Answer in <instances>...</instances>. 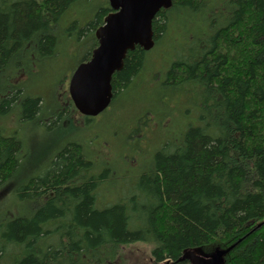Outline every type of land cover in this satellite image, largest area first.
Here are the masks:
<instances>
[{"label":"trees","instance_id":"16d2710c","mask_svg":"<svg viewBox=\"0 0 264 264\" xmlns=\"http://www.w3.org/2000/svg\"><path fill=\"white\" fill-rule=\"evenodd\" d=\"M82 1L92 0H0V119L10 129H0V186L22 156L19 127L41 110L40 95L15 79L32 61L57 54L58 24ZM109 11L107 2L79 29L91 44L84 58ZM152 30L153 48L128 51L111 78L114 98L146 71L150 80L141 75L134 84L140 90L148 92L160 77L186 92L176 107V140L162 136L146 170L134 172L147 176L139 189L150 205L139 214L123 201L100 207L111 177L103 186L88 152L69 143L47 161L44 175L17 190L43 204L0 228V264H177L184 250L231 244L227 264H264V0H172ZM142 106L133 122L149 111ZM129 151L143 157L137 148ZM61 219L67 227L58 232ZM133 244L149 246L136 263L126 250Z\"/></svg>","mask_w":264,"mask_h":264},{"label":"rangeland","instance_id":"374dc122","mask_svg":"<svg viewBox=\"0 0 264 264\" xmlns=\"http://www.w3.org/2000/svg\"><path fill=\"white\" fill-rule=\"evenodd\" d=\"M106 4V0L72 4L65 10V16L58 24L60 41L57 54L49 60L44 58L32 61L24 73L19 69L21 75L15 79L16 84L31 94L40 95L41 110L36 118L23 121L19 127L17 135L22 141V156L12 177L0 186L1 231L4 230V224L13 217L29 218L33 210L31 207L42 206V200L27 196L19 197L17 190L31 177L44 175L47 161L68 143H79L88 152L87 155L94 161L93 173L104 174L103 186L111 177L112 183L109 182L108 186L112 187L107 189V194L101 195L100 205L98 204L100 207L123 201L122 203H127L129 208H134L139 214L150 205L147 196L139 189L142 180L147 176H139V171L135 174L134 172L137 169L146 170L142 168L145 159L159 147L162 136L167 134L176 140L179 127L174 126L180 118L176 107L183 106L186 92L182 89L174 90L163 84L160 77L155 78L152 83L149 82L151 85L146 87L151 89L148 92L142 91L134 85L137 82L135 80L129 83L114 101L113 106L103 114L87 120L81 118L74 110H68L69 76L91 46L89 41H84L83 37L78 36V31L94 17L100 6ZM61 34L65 36L64 39ZM17 74L18 70L13 75L16 77ZM136 89L140 93H137ZM157 96H163L164 99L161 101L167 104L161 106L159 102L156 103ZM143 103L149 104V115L143 114L139 120L133 122L136 111L140 110L141 113L146 107L142 106ZM60 110L62 115L56 120V114ZM142 117L147 121V124L143 125L144 129L139 128ZM149 127L154 129L149 134H144ZM5 128L4 122L0 119V129L8 134L10 129ZM121 134L127 140L119 139ZM135 148L139 155H143L142 158L131 155L132 152L129 150L133 151ZM138 164L139 166L133 169ZM104 170L106 174L102 173ZM121 177L132 182L125 185ZM133 196L135 201L131 202ZM72 214V212L69 214L68 219H72ZM56 222L63 225L58 228V232L66 230V221L61 219ZM126 250L132 253L133 261H137L142 255L147 257L149 246L133 244Z\"/></svg>","mask_w":264,"mask_h":264},{"label":"water","instance_id":"95a60500","mask_svg":"<svg viewBox=\"0 0 264 264\" xmlns=\"http://www.w3.org/2000/svg\"><path fill=\"white\" fill-rule=\"evenodd\" d=\"M171 4L172 0H108L110 11L94 30L97 45L90 58L75 68L68 84L71 102L80 114L94 117L106 109L113 96V73L123 67L128 51L153 47V18ZM188 257L187 264H223L218 256L201 258L188 252Z\"/></svg>","mask_w":264,"mask_h":264},{"label":"flooded vegetation","instance_id":"af4514ba","mask_svg":"<svg viewBox=\"0 0 264 264\" xmlns=\"http://www.w3.org/2000/svg\"><path fill=\"white\" fill-rule=\"evenodd\" d=\"M160 11V10H159ZM158 11V12H159ZM157 12V13H158ZM154 19V18H153ZM94 48V47H93ZM92 48V49H93ZM92 51V50H91ZM90 55H91V52H90V54H89V56L87 57V58H84V57H82V58H80V61L78 62V64L74 67V69L72 70V72H71V74H70V76H69V80H70V77H71V75H72V73H73V71L75 70V68L81 63V62H83V61H87L89 58H90ZM23 73V72H22ZM140 74V73H139ZM21 75V74H20ZM144 77V76H147V78H149V80H150V74H149V71H146L145 73H141L139 76H137V78L135 79V80H137V81H139L141 78H142V76ZM162 83H164V82H162ZM68 84H69V82H68ZM165 84V83H164ZM167 85H168V83H167ZM113 89V88H112ZM67 91H68V88H67ZM118 98V97H117ZM117 98H114V91H113V96H112V99H111V101H110V103H109V105L106 107V109H104L100 114H103V113H105V112H107L112 106H113V104H114V101L117 99ZM67 103H68V110L69 111H72V110H74L81 118H84V119H87V118H94V117H96V116H98V115H100V114H98V115H96V116H94V117H88V116H84V115H82V114H80L77 110H76V108H75V106L73 105V103L71 102V100H70V96H69V92H68V98H67ZM168 104H169V102H168ZM146 113L148 114V111H146ZM146 114V115H147ZM62 115V110H60L59 111V113L58 114H56V116H57V118H56V120L57 119H59V117ZM145 115V116H146ZM144 116V117H145ZM69 119V118H68ZM146 118H141L140 119V121H139V128L141 127L142 129H144L143 128V125H145V124H147V121L145 120ZM88 120V119H87ZM142 131V130H141ZM148 132V134L151 132V130L150 131H148V129L146 130V131H144V134H146ZM136 137V136H135ZM147 138V137H146ZM69 144V143H68ZM77 144H79V143H77ZM67 145V144H66ZM229 248V246H220V245H212V246H209V247H207L206 246V248H200V249H193V250H191L190 251V253H192L193 255H195V256H197V257H201V258H211V257H220L221 259H222V261H223V264H227V257H228V254H229V252H230V250L231 249H229V250H227ZM225 250H227V251H225ZM190 258L188 257V252H186V254L184 255V253L181 255V257H180V259L177 261V264H187V263H189L190 262V260H189Z\"/></svg>","mask_w":264,"mask_h":264}]
</instances>
